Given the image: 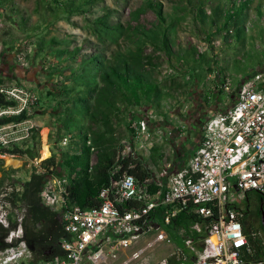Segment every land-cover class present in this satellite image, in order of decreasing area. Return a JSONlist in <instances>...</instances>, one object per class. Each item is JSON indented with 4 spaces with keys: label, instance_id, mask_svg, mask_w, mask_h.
<instances>
[{
    "label": "trees",
    "instance_id": "obj_1",
    "mask_svg": "<svg viewBox=\"0 0 264 264\" xmlns=\"http://www.w3.org/2000/svg\"><path fill=\"white\" fill-rule=\"evenodd\" d=\"M51 1L67 19L74 15L83 16L88 22V32L95 41L84 39L76 44L74 39L50 37L37 42L35 57H49L54 65H60L51 74H59L63 77V82L53 84V88L46 92L48 97L57 99L59 111L56 132L48 138V142L54 138L52 151L48 158L41 161V166L45 169L52 167L53 170H46L43 174L30 173L28 180L22 183L20 196L12 194L8 198L12 207L15 208L19 203L26 208L23 219L24 238L33 263L61 256V242L68 238L59 213L40 203L39 192L45 180L53 175H64L68 180L66 208L75 206L92 209L100 206L99 191L124 172L133 175L139 183L155 178L145 167L143 160L136 158L135 154L121 155L125 142L123 135L115 127V121L129 122L127 127L130 139L127 144L132 146L135 136L132 124L143 119V112L149 109L165 115L166 102L178 96L181 88L175 80L160 83L156 79L163 65L159 62L161 56L165 58L163 63L168 64L171 70L178 66L182 68L183 63L190 60L202 61L210 71V61L205 59L204 54L191 49L187 59L186 53H181L184 50L178 45L180 32L192 29L195 36H203L204 41L209 44L222 33L224 40L234 34L236 40L242 41L246 31L242 23L249 7L256 0H171L167 7L163 0H138L137 5L131 7L125 17L107 8L97 15L92 14V8L102 0ZM148 11L154 14L155 20L146 25L141 17ZM257 12L259 17L264 16L259 8ZM147 49H150V53H146ZM78 56L81 59L76 64L72 59ZM258 71H264V64L254 73ZM215 81L216 91L219 85L223 88L226 84L225 74L217 71ZM3 83L4 80L0 79V85ZM204 103L207 104V101L204 100ZM13 105V102L0 94V107ZM213 110L220 111L217 106ZM24 118L23 115L2 118L0 124L19 122ZM207 118L201 113L188 112L186 116H181L179 126H173L164 116L162 122L147 123L148 129L154 125L155 129L160 127L169 130L171 135L168 139L172 143L176 140L174 137H181L182 127L186 128L187 134L182 139H186L189 134L196 137L192 149L186 150L184 154L178 150L175 152L167 169L168 173L179 170L190 158L199 143L202 126ZM38 131L39 129L34 130L29 140L7 150V153L26 158L27 161L40 158ZM60 138L78 141L72 150H65L58 145ZM148 156L156 168L165 159L160 144H154ZM0 173V184L15 182L9 177V171L3 167L1 160ZM161 183L164 185L165 178L161 179ZM159 188L152 184L149 192L153 193ZM136 206L135 203L123 205L125 210L135 209ZM168 211V207L156 208L146 217V225L161 227L169 240L180 243L182 237L188 235L189 226L199 222L200 217L183 210L165 224L163 218ZM241 221L249 243V252H245L244 260H264V235L253 232L242 217ZM7 232L0 227V250L7 247L4 242ZM182 254L187 255V251L181 249L169 256L167 263L177 264L178 257Z\"/></svg>",
    "mask_w": 264,
    "mask_h": 264
},
{
    "label": "built area",
    "instance_id": "obj_2",
    "mask_svg": "<svg viewBox=\"0 0 264 264\" xmlns=\"http://www.w3.org/2000/svg\"><path fill=\"white\" fill-rule=\"evenodd\" d=\"M17 60L21 62L22 57L18 56ZM166 73L170 76L173 70ZM223 90L226 95L230 94L227 84ZM0 94L14 103L0 107V119L25 116L19 122L0 124V160L5 167L18 158L8 154L7 150L29 140L33 131L39 128L36 121L39 98L21 85H0ZM231 99V104L205 120L199 143L179 170L168 173L170 164L165 165L155 178L142 183L124 172L99 191L101 203L98 208H66L67 178L64 175L48 177L39 192V200L44 207L59 213L68 234L60 245L61 256L32 262L24 238L26 208L19 203L14 208L8 200L12 194L20 196L25 180L11 176L15 182L5 183L0 188V227L8 231L4 238L7 247L0 250V264H108L148 233H155L148 247L158 242L169 243L171 240L161 227L146 225V217L158 207L169 208L163 218L165 224L187 210L200 217V221L193 224L209 231L204 236L202 231L194 230L192 224L189 226V233L182 237L180 247L187 255L178 257L177 264H264V260H244L249 243L241 221L247 194H264V71L244 80ZM143 115V119L132 124L135 131L132 145L148 156L154 137L147 123L162 122L163 116L152 109L144 111ZM182 130L184 133L186 128L182 127ZM155 134L166 139L171 135L160 127ZM67 141L63 138L61 143L65 145ZM133 151L127 144L121 155ZM41 161V158L28 160L24 165L26 173L43 174L53 170L52 167L43 168ZM162 178H165L164 185ZM152 184L160 187L153 193L149 192ZM125 203L137 206L125 210ZM210 239L215 254L208 250ZM143 251L134 252L122 264L138 259ZM159 264H168L167 259H162Z\"/></svg>",
    "mask_w": 264,
    "mask_h": 264
},
{
    "label": "rangeland",
    "instance_id": "obj_3",
    "mask_svg": "<svg viewBox=\"0 0 264 264\" xmlns=\"http://www.w3.org/2000/svg\"><path fill=\"white\" fill-rule=\"evenodd\" d=\"M137 1L102 0L92 8V14L97 15L102 9L107 8L117 11L118 15L125 17L131 7L137 5ZM163 1L166 7L171 3V0ZM258 8L264 13V0L254 1L246 12L245 21L242 23L246 31L242 41L236 40L234 34H230V37L224 40V33H222L221 36L213 38L209 44L204 41L203 36H195L192 29L180 32L178 45L184 50L181 53H186L187 59H189L187 55L191 49L199 54H204L205 59L210 61V71L202 61L192 62L189 60L188 63H183L182 68L178 65H176L178 67L172 68L173 73L168 76L166 71L171 68L168 64L163 63L165 58L161 56L159 62L163 65L158 75H154V77L156 76L160 83L175 80L181 86L178 96L166 102L165 115L162 114L173 126H179L181 116H186L188 112L194 114L202 112L203 115L209 116L215 113L213 108L215 109L216 106L221 110L231 104V98H233L237 86L253 74L260 65L264 64V16L259 17ZM141 18L146 25H149V21L155 20L154 14L150 11ZM87 25L88 22L83 16L74 15L67 19L59 8L52 4L51 0H0V79L4 80L3 84L27 87L38 96L39 113L36 121L39 125L41 160L46 159L41 156L42 145L47 146L48 157L51 154L54 138L50 140L51 142H48V138L54 136L56 132V117L59 111L56 104L57 99L53 100L48 97L46 92L49 88H53V84L59 85L63 82V77L59 74H51L52 71L59 69L60 65H54L49 57L42 59L35 57L37 42L50 37L74 39L76 44H80L84 39L95 41L89 34ZM146 53H150V49H147ZM18 56L22 57L21 62L17 60ZM80 59L81 56H78L72 60L77 64ZM217 71L225 74L224 83L231 90L229 95H226L220 85L216 91ZM204 100L207 101V104L204 103ZM216 100L218 103H215ZM128 123L127 120L115 121L117 131L123 135L124 146L130 139ZM155 128L152 125L148 129L154 137L153 145L160 144L165 154V159L160 163L159 168L153 166L144 151L131 146V151L134 149L133 154L136 158L143 160L145 167L154 177L159 174L160 169H164L165 165L172 163L177 150L184 154L186 150L193 148L196 141L193 134L182 139L181 137L187 135L184 131L181 137H174L176 140L172 143L171 139L169 141L167 138V141L164 136L159 138L155 134ZM163 130L166 134L169 132V130ZM77 141V139L70 138L65 145L61 143L62 140L58 145L65 150H72ZM26 162V158H17L16 162H11L12 165H6L4 168L9 171V177L19 176L25 180L29 175L24 168ZM1 176L0 173V179ZM5 183L7 182L0 184V188ZM154 238V232L140 237L130 249L118 253L117 259L108 261V264H122L138 250L144 251L138 259L131 260L128 264H159L162 259H167L178 253L180 243H182V239L180 243L171 240L169 243L158 242L148 247Z\"/></svg>",
    "mask_w": 264,
    "mask_h": 264
},
{
    "label": "flooded vegetation",
    "instance_id": "obj_4",
    "mask_svg": "<svg viewBox=\"0 0 264 264\" xmlns=\"http://www.w3.org/2000/svg\"><path fill=\"white\" fill-rule=\"evenodd\" d=\"M248 197L241 217L253 232L264 235V194L250 193Z\"/></svg>",
    "mask_w": 264,
    "mask_h": 264
},
{
    "label": "bare ground",
    "instance_id": "obj_5",
    "mask_svg": "<svg viewBox=\"0 0 264 264\" xmlns=\"http://www.w3.org/2000/svg\"><path fill=\"white\" fill-rule=\"evenodd\" d=\"M48 155H49V153H48L47 147L43 146L42 147V157L46 158V157H48ZM192 228L196 231H199V230L202 231L204 236H206L209 232L206 228H204L201 225L192 224ZM207 243H208V250H209L210 254H215V249L212 246V240L211 239L208 240Z\"/></svg>",
    "mask_w": 264,
    "mask_h": 264
},
{
    "label": "crops",
    "instance_id": "obj_6",
    "mask_svg": "<svg viewBox=\"0 0 264 264\" xmlns=\"http://www.w3.org/2000/svg\"><path fill=\"white\" fill-rule=\"evenodd\" d=\"M47 131H48V129H47ZM44 146H46L45 144H44ZM42 147H43V145H42ZM47 147V146H46ZM47 150H48V148H47ZM49 153V152H48ZM41 156H42V149H41ZM43 158V157H42ZM47 158V157H46ZM28 178H29V176L25 179V181L26 180H28Z\"/></svg>",
    "mask_w": 264,
    "mask_h": 264
}]
</instances>
